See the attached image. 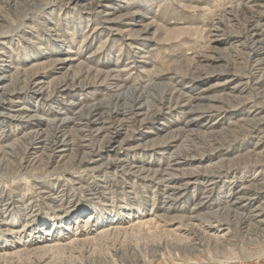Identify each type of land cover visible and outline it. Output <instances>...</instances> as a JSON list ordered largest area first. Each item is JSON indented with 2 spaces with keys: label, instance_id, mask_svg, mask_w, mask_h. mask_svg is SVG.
<instances>
[{
  "label": "rangeland",
  "instance_id": "374dc122",
  "mask_svg": "<svg viewBox=\"0 0 264 264\" xmlns=\"http://www.w3.org/2000/svg\"><path fill=\"white\" fill-rule=\"evenodd\" d=\"M90 1H45L32 11L22 6L16 12L12 8L0 11V51L4 50L0 95L14 69L51 55L46 61L57 60V64L42 74L46 83H57L63 73L79 64L99 70L116 67L129 84L154 79L159 84L157 91L165 87L178 99L160 117L147 120L141 136L128 139V146L111 154L102 151L103 156L81 162L80 168L71 164L69 171L0 172V198L7 208L0 203V253L10 256L0 258V264H264V213L255 209L264 207V157L262 161L255 157L264 156V77L257 82L264 76V45L238 49L244 58L237 56L234 33L226 29L227 17L236 14L239 23L246 20L254 0H248V5H241L246 0H100L97 10L90 9ZM219 19L221 25L212 33ZM136 32L139 36H126ZM247 52L258 55L260 61L248 63ZM251 69L255 72L246 80L243 75ZM95 91L94 85L68 87L60 102L71 116L82 101L93 102L105 94ZM26 102L43 118L11 120L6 113L15 104L0 99V138L7 148L22 132L16 125L40 122L45 127L50 125L48 118L62 115L51 97L28 96ZM251 126L261 129L248 138ZM182 127L192 132L190 139H196V144L178 155L175 152L181 151L186 138L170 137ZM164 136L169 144L164 145L169 148L165 153L160 151L164 146L144 144ZM71 148L66 145L63 152H56L55 160ZM41 152V146L34 147L35 156ZM117 154L125 164L113 175L104 168ZM171 154L185 164L177 169L180 181L169 193L148 177H124L131 160L147 164L161 160L160 170H164ZM230 161L234 167L227 169ZM64 163L68 164L67 158ZM88 164L98 168L91 170ZM196 167L201 170L197 176L184 174ZM103 179L113 184L111 189L103 188ZM186 179L192 180L188 186L183 184ZM248 185L259 195L251 205L248 200L236 202L243 211L236 212L249 215L254 223L251 230L258 234L243 238L237 228L233 232L212 214L228 209L226 201L239 192L248 193ZM228 210L236 220L235 210ZM3 215L8 216L5 222H1ZM111 224L119 231L101 238L98 231ZM6 228L19 231L5 233ZM202 231L227 242L215 248L203 234L200 239ZM75 236L71 246L69 240ZM193 238L191 247L186 240ZM41 246H53V250Z\"/></svg>",
  "mask_w": 264,
  "mask_h": 264
},
{
  "label": "bare ground",
  "instance_id": "6f19581e",
  "mask_svg": "<svg viewBox=\"0 0 264 264\" xmlns=\"http://www.w3.org/2000/svg\"><path fill=\"white\" fill-rule=\"evenodd\" d=\"M45 1L56 2L60 0H0V11H6V9L9 10L12 8L13 11L16 12L17 10H20V6H22L23 8H28V11H32L36 7H39L43 3H45ZM72 1L79 2L80 0ZM100 2V0H91L88 3V6L90 7V9L97 10V8L99 9L101 7L99 6ZM242 4L248 5V0L241 3V5ZM95 13H98V11H95ZM29 14L30 12L24 13V15ZM243 15L245 16L246 14ZM227 18L228 19L226 22H229V25H226V29H229L232 33H234V42L236 44L235 54L237 56L242 55L244 58V54L238 49L247 50L249 45H255L256 47L264 45V0H254L250 3L249 9L247 10L246 20L242 23H239V16L236 14L232 15V17ZM221 22L222 21L220 19L218 21H215L210 31H212L213 33L215 30L219 29ZM126 36L129 38H134L136 36H139V32L129 33ZM87 39L88 36L84 35L83 40ZM96 53L97 52H95L90 57H93ZM3 54L4 50L2 49V51H0V55ZM51 58V55L45 56V58L38 59L37 61H35V63L27 67L18 66L16 69H14V72L10 75L11 77L9 78L8 84L4 87L0 95V99H8L10 103H14L13 100H16L13 107H8L12 110H9L6 113V115L8 116L7 118L11 120H21L22 118H29V120L32 121L34 119H39V117L43 118L42 115H35L36 108L32 105L30 107L26 102V98L28 96L41 100L43 98L51 97V101L53 99L55 100L57 107L60 108L59 112L62 115H55V117H52L53 119L48 118L47 123H49L50 125L45 127H41V124L43 123L40 122H33L34 124L30 125H28L27 123L16 125L15 128L19 127L22 132L16 139L14 144H11L9 148L3 145L0 138V172H28L33 170L42 172L41 170L56 171L61 168L67 169L69 171L71 169V164L77 165V167L80 168L83 166L81 162L103 156L102 151H104V153L106 154H111L117 152L118 148L128 146L127 143L130 141L128 139H136L137 137L141 136L140 134L142 133V131L146 129V126L143 124L147 120L160 117L163 114L164 110L171 108L173 102L178 99V96L167 92L165 87H162L160 91H157L155 88L159 84H156V81L154 79H148L141 84H129L127 80L123 79L118 74V70L116 67L99 70L87 66L83 67L82 64H79L77 67H70L69 69L72 70L71 72L67 70L65 73H63L59 77L57 83L49 84L45 82V78L42 74H44L47 70L52 68V66L57 64V60L46 61ZM1 59L2 58H0V60ZM258 59H260L259 56L253 53L247 52L245 55V60H247L248 63H252L254 60H256L258 63L260 61ZM246 68L247 65H245L243 70H245ZM255 70H258V68H256ZM253 72H255L254 69L248 70V73L243 75L244 78L247 80ZM263 77L264 76L261 75L257 82H259ZM86 85H94L95 87H97L98 91H95L94 93L105 92V94L101 99L95 100L93 102L82 101L79 107H77L74 110L73 114H71L70 116V114H68V108L63 105V102H60V97L66 95L65 91L68 87ZM64 101L66 102V104H71L72 102L70 99H65ZM16 103L19 104L17 105ZM234 106L235 105H232L231 107ZM120 108H122V111H119ZM257 123H259V121H257ZM150 129L153 128L150 127ZM260 129V126L248 127V138L252 137V135L260 131ZM191 136L192 132L186 131L184 127H182L181 129L178 128L176 130L175 137H170V139L180 141L181 139L186 138V140L183 144L180 145L181 151L175 152V154L182 155V150L188 151L191 149L192 144H196V139H190ZM69 137L71 140H68ZM65 142L66 144L62 145ZM209 143L211 144L209 145L212 146L213 139H210ZM144 144L151 147H162L164 145L169 146L168 141L166 140V136L153 139L148 142V144ZM37 145L41 146L42 152L39 155L35 156L34 147ZM66 145L72 146V148L70 149V153H61L59 154L60 156L58 157V159L55 160V153L63 152ZM95 146L97 147V149H94ZM82 149H84L85 151L81 152ZM168 149L169 148L167 146H164L160 151H163L165 153V151ZM172 155L173 154H171L170 157H167V160H165L166 162L164 161V163L168 164L166 165L167 168L166 166H164L166 168L164 170H160L162 164L161 160H159L160 162L158 161L159 163L154 164H147L140 160H131L130 164L126 166V170H123L124 177L125 175L133 176L136 174L142 176L143 179L144 177H148L155 182V185L162 186L163 190L169 193V189L172 188L173 184H177L180 181V179H178L179 173H177V169L185 164V160L181 161L180 158L173 159ZM117 156L118 157L116 159L108 160L105 163L104 170H107L108 172L110 171L113 175L117 173L118 168L123 169L124 165L122 164H125L124 161L120 160L122 159V155L117 154ZM255 157L262 161L263 158L261 159V157L264 156L258 155ZM66 158L68 163L67 165H65L64 163V160ZM213 167L221 169L225 166L221 167L220 165H215ZM233 167V162H228L227 169ZM87 168L95 170L98 167L94 166L93 164H88ZM195 169L196 170L184 174L188 176H197V174H199L201 170L197 167ZM206 170H208V168L204 171ZM191 181L192 180L190 179H186V182L183 183L184 186H188ZM135 182L136 181H134V183ZM112 185L113 184L110 181L103 179L102 186L103 188H105V190L107 187L111 189ZM248 186L250 189L248 190V193L241 189L243 190V192H239V194H237V196L232 200L226 201L230 209L235 210V212L240 211L239 207L242 206H237V204L235 203L241 200H248V203L250 205L253 204L252 198H256L259 194H257V191L253 186ZM54 194H57V192ZM56 197H58V195H56ZM0 203H3V208L6 207L5 201L2 200V198H0ZM6 209L7 208H5L4 210ZM228 209L223 208L219 211L216 210L218 212H214L212 216L215 217V220L219 223H227L229 225V228L233 232L236 231L237 228V233L241 232L238 235H242L243 238L246 237L247 234H258V231L251 230V224L254 223L252 222V218L249 215L247 217H243L241 216V213L236 212L237 218L235 220L231 216L230 210ZM255 209L257 210L256 212L260 214L264 213V207H262L261 205H257ZM7 213V211L4 212V214L6 215ZM6 215L5 218H3L4 215L2 216L1 222H5L7 220L8 216ZM247 224L248 227L246 226ZM208 229L209 227H207L205 230L207 231ZM18 231L19 229L11 228H6L4 230L5 233L10 232L13 234L18 233ZM115 231L119 230L118 228L116 229V226L111 224L109 225V227H104L100 231H98V235L102 238ZM206 231L197 233L200 239L203 234L205 241L208 244L214 245L215 248L222 247L221 242H227V239L209 235L206 233ZM234 237L235 234L232 238ZM75 238L76 236L69 240V243L73 240H76ZM195 241L196 239L194 238L192 239V242L191 240L187 239L186 243H190L191 247H193V245H195ZM57 243L53 244L57 245ZM58 245L55 247L57 248ZM70 245L72 246L71 243ZM52 247L41 246L42 249L46 250H48L47 248H51L53 250ZM20 248H22V246ZM16 251L20 252L21 254V250ZM253 253L255 254V252ZM27 254L24 257L27 258ZM31 255L32 253L30 254V256ZM256 255L258 254H255V256ZM7 256L10 257L9 254L0 253V258H4Z\"/></svg>",
  "mask_w": 264,
  "mask_h": 264
}]
</instances>
